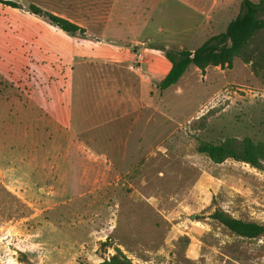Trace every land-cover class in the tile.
I'll list each match as a JSON object with an SVG mask.
<instances>
[{
  "label": "rangeland",
  "instance_id": "1",
  "mask_svg": "<svg viewBox=\"0 0 264 264\" xmlns=\"http://www.w3.org/2000/svg\"><path fill=\"white\" fill-rule=\"evenodd\" d=\"M252 1L260 4L263 18L264 0ZM242 2L234 0L230 7L221 0L210 11L213 25L208 19L207 32L201 28L192 38L177 33L187 20L178 14L190 9L161 1L151 18L136 19L138 24L124 30L122 44L106 37L98 43L90 33L65 32L27 8L0 6V264H99L115 252L101 247L107 239L140 264H264V235L244 239L210 217L219 208L264 224V172L233 160L216 164L197 152V137L264 141V87L246 64L235 60L233 70L225 68L227 77L241 83L226 86L236 91L233 96L224 88L210 101L222 84L217 76L196 86L191 78L184 93L167 89L153 104L147 100L127 140V161L120 164L133 167L124 186L103 187L111 181L101 176L103 164L86 158L96 151L80 146L59 126L71 113L80 124L82 106L100 84L93 80L110 70L105 61L116 56L109 48L144 43L143 58H151V46L165 39L175 46L191 38L187 46L197 48L208 33L225 32ZM81 20L88 27L106 25V18ZM144 21L149 29L141 28ZM159 26L164 30L157 33ZM169 30L175 33H165ZM69 71L74 80L65 91ZM212 108L218 110L204 130L190 128ZM159 143L155 157L149 156Z\"/></svg>",
  "mask_w": 264,
  "mask_h": 264
},
{
  "label": "crops",
  "instance_id": "2",
  "mask_svg": "<svg viewBox=\"0 0 264 264\" xmlns=\"http://www.w3.org/2000/svg\"><path fill=\"white\" fill-rule=\"evenodd\" d=\"M10 1L16 2L19 5V7L16 9L27 8L28 10L26 9V11H29V13L32 15L36 14L30 11V6L35 5L41 8L43 11L66 18L83 27L85 29V32L83 33L85 36L86 33H90L89 36L94 35V39L98 43H100L101 40L106 37V39H108L111 44H122L123 41L125 42V40L121 35L124 33V30L127 27H132V25L138 24V22L135 20L141 17L151 18L154 15V12L157 11V9H160L161 1L164 2L167 0ZM85 1L89 2V6H87L85 3H82ZM174 1L186 6L191 11L178 14L179 17L184 19L187 18V20L181 22L183 27L186 28H182L181 31H177V33L189 32L192 34L193 38V35L201 28H204V34L207 32L205 29V24L208 19L210 24L213 25L210 11L213 10L221 0ZM226 2L231 7L234 0H226ZM82 11H86V13H81ZM82 14H86L94 21L106 18L105 27H88L86 23L81 20V17L85 18L87 16ZM113 22L116 28L110 29V25ZM140 23L142 29L150 28L147 21L139 22V24ZM163 30V26H159L156 32H162ZM165 33H175V30H169L168 32L165 31ZM208 37H210L209 33L205 39ZM190 40L191 38H181V42H177L175 46L171 45L166 39L165 41L162 40L161 42H157L151 46L152 48L149 51L151 58H143V51L145 50L144 43L141 45H124V47L121 46L118 49L114 47L109 48L111 51H113V55L116 56L105 61L107 65L110 66V70L105 73L104 76L98 75L96 79L93 80V82L97 81L100 84H98V86L93 89L90 102L86 104V108H83L82 106L81 117L78 122L80 124L78 126L76 125V122L73 120L72 113L70 117H64V119L59 122V126L61 129H63L66 136L67 134L71 135L72 139H74V141L80 146L89 147L91 151L92 149L96 151H93L95 154L88 155L86 158L92 162L99 161L101 164H103L102 170L104 172L101 174V176L105 177L107 181H109L108 179L111 180L106 182L103 187L111 188L113 186H117L118 182H122L126 177L131 178V176H133V167L129 170H126L123 169V167H120V164L124 160L125 162L127 161L126 154L124 156L126 146L129 145V141L127 140L130 137V134L134 131L135 125H137L141 120V110L144 105H146V101L149 100L151 105L153 104L156 97H159V95L163 94L161 90L158 89V84L168 74L171 68V63L165 57L164 50L172 48H177L178 50L196 49L194 47L187 46L189 45ZM142 47L144 48L143 50ZM234 67L235 63L231 69H227L233 70ZM246 67L249 69L248 65H246ZM226 74L227 72L225 71V68H221L220 66L209 67L205 71H201L198 68H193L182 78L179 85L169 89H173L177 94H182L185 91L183 84L185 82H190L191 78H193L196 86V84L199 82L207 85L213 81V78L221 76V87L214 90L209 99L211 101L224 88L225 89L223 91L227 92V94H229L228 97H230V95H235L236 91L229 90V88H226V86L230 84L240 85L241 83L239 80H236L233 77H227ZM64 79V90L68 91L69 87H72L71 83H73L74 80L73 74H71L69 71ZM238 89L242 90L240 88ZM150 111L152 113L154 112L151 109ZM150 117L148 118L149 120H151ZM189 119H192V117ZM100 127L103 128V133H99L97 131ZM173 132L174 130L170 135H172ZM65 139L66 138L64 137V142L61 143V147L62 145H65ZM58 145H60V143L57 144V146ZM161 145L162 144L159 143L155 150L150 151L149 156L155 157L154 153L160 149ZM98 146L104 147L102 148L103 151L101 150V152H99L96 148H94ZM69 154L67 155L68 159L71 156ZM63 156L62 162H65L66 156ZM76 157L78 158V156ZM114 179H116L117 183H115ZM88 181L89 178L84 181L82 180V183L88 184ZM122 185L124 186L126 183L122 182ZM97 188H101V186ZM110 208L113 209V207Z\"/></svg>",
  "mask_w": 264,
  "mask_h": 264
},
{
  "label": "trees",
  "instance_id": "3",
  "mask_svg": "<svg viewBox=\"0 0 264 264\" xmlns=\"http://www.w3.org/2000/svg\"><path fill=\"white\" fill-rule=\"evenodd\" d=\"M17 8L19 5L10 0H0V5ZM260 4L251 0H243L240 14L232 18L225 32L211 35L194 50H164L165 57L171 63L168 74L158 84L163 91L179 85L182 78L193 68L205 71L209 67L220 66L231 69L235 60L248 65L250 71L264 87V17H259ZM30 11L36 15L46 16L55 26L68 33H81L85 29L78 24L43 11L31 5ZM212 108L198 119H193L189 126L194 131H202L208 125V117L216 112ZM197 152L207 156L213 163L221 164L233 160L248 164L258 171L264 172V141L252 138L227 137L216 142L197 137ZM210 217L221 224L234 235L244 239H255L264 235V224L235 218L229 213L217 208ZM104 250L114 248V254L105 258L99 264H140L134 263L110 239L101 243Z\"/></svg>",
  "mask_w": 264,
  "mask_h": 264
}]
</instances>
